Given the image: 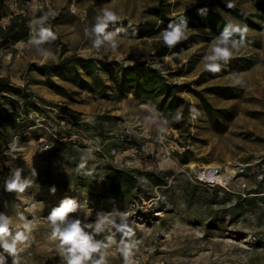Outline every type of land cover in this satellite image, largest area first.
I'll return each instance as SVG.
<instances>
[{
    "label": "rangeland",
    "instance_id": "rangeland-1",
    "mask_svg": "<svg viewBox=\"0 0 264 264\" xmlns=\"http://www.w3.org/2000/svg\"><path fill=\"white\" fill-rule=\"evenodd\" d=\"M232 2L250 23L226 0H3L0 25L21 14L30 26L51 12L44 26L56 34L44 45L48 58L28 43L38 25L17 42L0 39V77L10 81L8 98L0 99V214L12 219L13 235L22 230L20 214L33 229L18 245L20 264H66L47 222L65 198L78 205L69 222L87 225L101 216L113 222L92 233L100 248L93 260L105 255L107 264H124L129 244L130 264H264V0ZM199 5L248 28L247 42L215 74L202 63L218 36L211 28L187 27V39L173 48L160 37ZM103 7L120 18L108 29H122L115 51L97 52L84 35ZM123 21L153 28L133 37L118 26ZM147 68L184 102L163 112L160 91L143 87L136 94L131 85L146 78ZM82 157L87 163L79 169ZM229 167L234 175L215 179ZM16 168L32 181L22 194L3 186ZM147 172L168 185H156ZM131 174L138 187L126 191L124 175ZM252 195L257 199L245 214L231 212L240 197ZM123 225L127 235L118 231ZM0 253L13 264L2 247Z\"/></svg>",
    "mask_w": 264,
    "mask_h": 264
},
{
    "label": "clouds",
    "instance_id": "clouds-1",
    "mask_svg": "<svg viewBox=\"0 0 264 264\" xmlns=\"http://www.w3.org/2000/svg\"><path fill=\"white\" fill-rule=\"evenodd\" d=\"M226 5L228 8L234 7L232 0H226ZM207 11V8H202L198 10V14L205 15ZM50 15H54V13L49 12L30 22V28L32 29L33 25H38V31L35 33L30 32L28 43L34 46L36 52L44 58L52 55L51 51L45 48L44 45L56 39V34L51 28L44 26ZM119 19L115 11L107 7L100 9L94 18V23L84 30V35L91 42L93 49L99 52L101 49L111 48L115 51L118 48L117 37L122 29L117 28L114 31L108 29L110 25L117 24ZM187 27L188 21L183 17L170 22L167 28L160 33L163 44L173 48L176 44L186 40ZM247 32L246 25L226 24L220 34L211 41L208 54H205L202 58L204 70L213 74L220 72L221 62L228 63L244 46ZM237 83L240 82L237 81ZM191 111L196 112L195 109ZM175 118L179 120L181 115L177 113ZM15 147L14 143L10 145L13 152ZM86 163V158L82 157L78 166L79 169L85 168ZM32 174L35 176L37 173L33 170ZM31 183V180L22 178V169L16 168L10 172L3 186L8 192L22 194ZM51 191L55 193V187ZM77 208L76 200L65 198L58 207H54L50 211L47 216V222L51 228L49 239L59 241L57 250L63 260L66 261V264H89L90 261L92 264H107L105 255L93 260V254L98 253L100 248L98 242H94L92 233L101 234L105 231L106 225L113 222L107 216H101L96 222L87 225L82 224L79 219L69 222L70 214L76 212ZM20 220L22 230H17L16 234L13 235L10 231L12 219L7 214H0V247L13 257V264H20L18 245L24 244L33 230L31 222L27 221L23 214H20ZM86 228L91 229V231H85ZM125 228H127V225L118 226V231L125 232ZM125 235H127V232H125ZM131 248V245L125 244L123 249L124 264H130ZM4 261V254L0 253V264H4Z\"/></svg>",
    "mask_w": 264,
    "mask_h": 264
},
{
    "label": "trees",
    "instance_id": "trees-1",
    "mask_svg": "<svg viewBox=\"0 0 264 264\" xmlns=\"http://www.w3.org/2000/svg\"><path fill=\"white\" fill-rule=\"evenodd\" d=\"M3 4V0H0V7ZM202 8H207L208 11L205 15L198 14V10ZM231 12H233L235 15L239 16L241 19H243L245 22L250 23V14L246 13L245 11L237 8L232 7L229 8ZM162 19L165 21H170L171 19L166 15V12L161 9L159 12ZM7 13H1L0 17L6 16ZM188 21V27L194 25H198L199 22L203 26H207L211 28L217 35L220 34V32L223 30L226 24L230 23L228 22L219 12L213 11L209 8L207 5H199L195 6L188 10L186 14L182 16ZM196 20L194 21L193 20ZM196 22V23H195ZM119 27L123 28L126 34H129L133 37H142L149 33V31L153 28L152 24L149 23H142V24H132L130 22H120L118 24ZM30 26L28 25L27 19L25 16L21 14H16L13 17H11L10 22L6 25H0V39L2 40V44L6 43H12L17 42L21 40L22 38L26 37L29 34ZM239 38L238 36L236 37ZM248 38L246 37L245 42H247ZM184 42V40H183ZM189 43H185L184 46H188ZM167 48V46H165ZM163 53V51H161ZM88 61V60H87ZM135 73V69H132L129 71L128 76ZM144 78L140 76L136 77V81L131 87L133 88V91L138 94L139 89L143 88L147 90L148 93L154 92V91H160V93L163 95L160 102L157 103L158 109H160L163 112L174 110V108L178 107L184 102V99L180 97V95H177L175 93L171 92V89L174 88V85L168 83L164 76L161 75L157 70L147 68ZM10 86V81L7 77H0V99H7L8 95L5 93ZM165 105L167 107L165 108ZM168 108V109H167ZM1 111H3V108L0 106ZM208 110L210 113H212L213 109L212 107H208ZM1 166V165H0ZM116 173H122V171H117ZM143 174H149L154 175V182L156 185H168V180L163 179L160 175H155L153 172H147ZM126 181H127V187L126 191H132L135 187H138L135 182V177L133 175H124ZM257 199V195L247 196V197H240V199L231 206V212L235 213H242L245 214L248 207L252 205V202ZM248 205V207H246Z\"/></svg>",
    "mask_w": 264,
    "mask_h": 264
},
{
    "label": "bare ground",
    "instance_id": "bare-ground-1",
    "mask_svg": "<svg viewBox=\"0 0 264 264\" xmlns=\"http://www.w3.org/2000/svg\"><path fill=\"white\" fill-rule=\"evenodd\" d=\"M235 174V170L233 169V168H231V167H229L228 168V172L227 173H225V174H219V175H215V179H224V180H226V179H228V178H230V176H232V175H234Z\"/></svg>",
    "mask_w": 264,
    "mask_h": 264
},
{
    "label": "built area",
    "instance_id": "built-area-1",
    "mask_svg": "<svg viewBox=\"0 0 264 264\" xmlns=\"http://www.w3.org/2000/svg\"><path fill=\"white\" fill-rule=\"evenodd\" d=\"M218 173V171L215 172V174Z\"/></svg>",
    "mask_w": 264,
    "mask_h": 264
}]
</instances>
